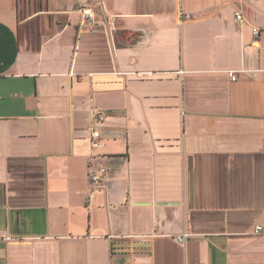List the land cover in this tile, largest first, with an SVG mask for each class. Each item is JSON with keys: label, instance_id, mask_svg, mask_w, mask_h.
I'll use <instances>...</instances> for the list:
<instances>
[{"label": "crops", "instance_id": "crops-1", "mask_svg": "<svg viewBox=\"0 0 264 264\" xmlns=\"http://www.w3.org/2000/svg\"><path fill=\"white\" fill-rule=\"evenodd\" d=\"M253 27L264 0H0V264H264Z\"/></svg>", "mask_w": 264, "mask_h": 264}, {"label": "built area", "instance_id": "built-area-1", "mask_svg": "<svg viewBox=\"0 0 264 264\" xmlns=\"http://www.w3.org/2000/svg\"><path fill=\"white\" fill-rule=\"evenodd\" d=\"M82 13H83V16H84V22L85 21H94L95 20V16H96V13H95V9L94 8H85L83 7L82 8ZM236 16L238 18H241L242 17V14L240 12H237L236 13ZM180 17L182 19H185V18H192V15L190 13H185L184 11H180ZM264 29H261L260 27H253V33H254V37H255V41H258L260 36H261V33ZM144 75H147L145 73H138V76L142 77ZM233 79H236V75H233ZM93 117H94V120L97 121V119H100V120H104L105 119V115L98 111V110H94L93 111ZM91 137H92V146L94 148H98V147H103L105 146V143L102 141L101 139V133H100V130L97 129L95 126H92L91 127ZM107 172V169L106 168H101L99 170L98 173H94L92 174V179L96 182H100L101 179L103 178V176L106 174ZM91 196V195H90ZM256 231L257 232H262L264 231V226L262 225H258L257 228H256ZM190 236V233H187V232H184L182 234H180L178 236V239L179 241L181 242H185L186 239Z\"/></svg>", "mask_w": 264, "mask_h": 264}, {"label": "water", "instance_id": "water-1", "mask_svg": "<svg viewBox=\"0 0 264 264\" xmlns=\"http://www.w3.org/2000/svg\"><path fill=\"white\" fill-rule=\"evenodd\" d=\"M189 173H190V193L191 198L194 197V169H193V163L192 160L189 161Z\"/></svg>", "mask_w": 264, "mask_h": 264}]
</instances>
